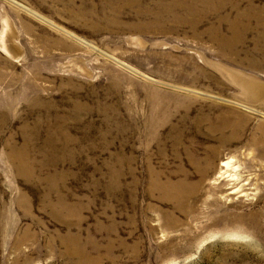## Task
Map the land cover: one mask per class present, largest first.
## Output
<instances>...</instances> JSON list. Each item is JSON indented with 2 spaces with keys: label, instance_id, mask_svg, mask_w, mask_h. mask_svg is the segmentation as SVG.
Instances as JSON below:
<instances>
[{
  "label": "rangeland",
  "instance_id": "1",
  "mask_svg": "<svg viewBox=\"0 0 264 264\" xmlns=\"http://www.w3.org/2000/svg\"><path fill=\"white\" fill-rule=\"evenodd\" d=\"M263 26L264 0H0V264H264Z\"/></svg>",
  "mask_w": 264,
  "mask_h": 264
},
{
  "label": "bare ground",
  "instance_id": "2",
  "mask_svg": "<svg viewBox=\"0 0 264 264\" xmlns=\"http://www.w3.org/2000/svg\"><path fill=\"white\" fill-rule=\"evenodd\" d=\"M216 7H217V6H216ZM214 10H215V9H214ZM223 23H225V21H224V20H221V21H219L218 25H219V26H222L221 24H223ZM263 28H264V26H263ZM224 166H225V168H227V167L229 166V163H225Z\"/></svg>",
  "mask_w": 264,
  "mask_h": 264
}]
</instances>
